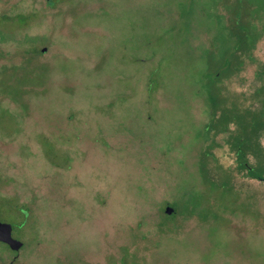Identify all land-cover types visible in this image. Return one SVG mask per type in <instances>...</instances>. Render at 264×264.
<instances>
[{"label": "rangeland", "instance_id": "374dc122", "mask_svg": "<svg viewBox=\"0 0 264 264\" xmlns=\"http://www.w3.org/2000/svg\"><path fill=\"white\" fill-rule=\"evenodd\" d=\"M234 1L0 0V221L22 242L0 264H264V180L226 122L264 102V0H240L251 40L217 72Z\"/></svg>", "mask_w": 264, "mask_h": 264}, {"label": "trees", "instance_id": "16d2710c", "mask_svg": "<svg viewBox=\"0 0 264 264\" xmlns=\"http://www.w3.org/2000/svg\"><path fill=\"white\" fill-rule=\"evenodd\" d=\"M226 0H223V3H225ZM231 18L230 21L233 22L231 25V32L228 35V38L233 42V45L231 49L228 52L229 58L228 63L222 62L221 64L217 65V72L222 71L224 73L228 72L230 69L232 70V67L236 66V61L242 52H245L248 47H246L251 38L249 36V33L247 31V27L243 26L244 23H241V2L240 0H235L234 5L231 7ZM208 97L210 101L213 103L215 102V105L220 100L218 95H215V91L210 87L207 91ZM222 102V100H221ZM232 110V108H231ZM230 110V112H231ZM258 116L260 118H264V102L262 103L259 111L256 112V114H248L247 111L241 112L239 115H227V123L231 121H236L237 125L240 127L241 131H238L237 134L233 137L234 138V148L235 152L238 158L239 163L241 166L246 168L248 175L251 177H256L261 180H264V177L261 175L260 169H256L250 166H247V164L244 161V150L249 145L246 140H243L244 136L249 137L250 134L254 135L256 134L259 123H258ZM226 123V124H227ZM226 124L223 128L226 127Z\"/></svg>", "mask_w": 264, "mask_h": 264}, {"label": "water", "instance_id": "95a60500", "mask_svg": "<svg viewBox=\"0 0 264 264\" xmlns=\"http://www.w3.org/2000/svg\"><path fill=\"white\" fill-rule=\"evenodd\" d=\"M40 51L44 52L45 48ZM163 210L166 214H169L172 208L166 205ZM0 242L5 243L13 251H17L22 245L20 240L11 236V224L3 221H0Z\"/></svg>", "mask_w": 264, "mask_h": 264}, {"label": "flooded vegetation", "instance_id": "af4514ba", "mask_svg": "<svg viewBox=\"0 0 264 264\" xmlns=\"http://www.w3.org/2000/svg\"><path fill=\"white\" fill-rule=\"evenodd\" d=\"M12 236V235H11ZM13 237V236H12ZM15 238V237H14ZM0 243H2V242H0ZM3 244H5V243H3ZM6 245V244H5ZM7 246V245H6ZM11 250V249H10Z\"/></svg>", "mask_w": 264, "mask_h": 264}]
</instances>
